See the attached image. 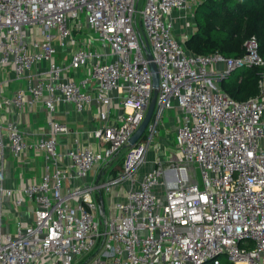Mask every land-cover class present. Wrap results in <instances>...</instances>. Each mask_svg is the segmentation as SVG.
<instances>
[{"label": "built area", "instance_id": "obj_1", "mask_svg": "<svg viewBox=\"0 0 264 264\" xmlns=\"http://www.w3.org/2000/svg\"><path fill=\"white\" fill-rule=\"evenodd\" d=\"M201 1L0 0V72L7 74L0 167L7 151L16 159L29 150L43 156L37 180L0 187V264H221L222 256L264 264V59L255 37L237 59L190 52L185 41L194 31L178 36L175 27ZM56 45L69 50L68 65L56 63ZM239 68L261 69L259 92L245 101L220 86ZM85 69L78 80L63 78ZM154 72V110L129 146L150 105ZM93 103L103 123L93 131L95 146L74 140L61 151L58 139L70 131L53 120L57 106L81 113ZM36 104L49 130L27 145L3 113L18 117ZM166 113H175V143L166 139L139 180ZM125 149L121 170L110 176L109 163ZM121 184L123 197L105 208ZM21 208L32 216L11 231L7 221Z\"/></svg>", "mask_w": 264, "mask_h": 264}, {"label": "trees", "instance_id": "obj_2", "mask_svg": "<svg viewBox=\"0 0 264 264\" xmlns=\"http://www.w3.org/2000/svg\"><path fill=\"white\" fill-rule=\"evenodd\" d=\"M193 19L195 30L185 41L190 52L237 59L244 55L245 41L255 37L264 59V0H203L194 9ZM234 72L237 78L231 80ZM234 72L220 82L221 88L236 101L256 96L261 69L239 68Z\"/></svg>", "mask_w": 264, "mask_h": 264}, {"label": "crops", "instance_id": "obj_3", "mask_svg": "<svg viewBox=\"0 0 264 264\" xmlns=\"http://www.w3.org/2000/svg\"><path fill=\"white\" fill-rule=\"evenodd\" d=\"M194 9L195 8H192L193 11ZM68 52L69 50L67 48L56 45V63L68 65L70 61V56L67 54ZM36 72V69H32L31 74ZM87 72L86 69L69 71L64 74L63 78L78 80ZM6 75V73L2 74L0 72V79L6 77ZM20 86L21 85L18 83H13L12 88L14 89ZM116 101L117 100L114 99V105ZM100 108L101 107L98 108L97 104L93 103L83 112L77 113L72 105L61 104L57 106L53 120L66 126L70 131L69 135L62 136L58 139L61 151L71 148L74 144V140H78V142L83 145L95 146L96 140L93 137V131L103 125V123L97 119L98 110ZM118 113L121 114L122 109L119 110ZM3 115L6 120H14L19 124L23 140L27 145H33L40 137L48 134L47 112L42 104H36L33 108L26 109L18 117L12 116V113L8 110H5ZM110 123H114V117H112ZM164 127L165 132H169L171 128L174 127V124L171 123L170 126ZM159 142H161V139ZM149 154L152 155V161H147L140 169L138 174L139 180L145 172L153 167L155 154L153 155L152 152ZM42 166L43 156L40 153L29 150V152L25 153L21 158L16 159L12 158L11 153L7 151L5 162L0 167V187L12 190L20 189L25 183L35 181L39 178L42 172ZM14 211L18 215L17 219L14 220L15 224L17 221L27 222L32 216L30 209L21 208L15 209ZM10 222H13V220H8L7 225L9 230L13 231L14 227H10Z\"/></svg>", "mask_w": 264, "mask_h": 264}, {"label": "rangeland", "instance_id": "obj_4", "mask_svg": "<svg viewBox=\"0 0 264 264\" xmlns=\"http://www.w3.org/2000/svg\"><path fill=\"white\" fill-rule=\"evenodd\" d=\"M143 7V2L140 1V4H139V8L141 9ZM187 24H189V27L186 26ZM190 30V32L194 31L195 30V24H194V19H193V10L191 11L190 15L186 18V19H182V20H178V24L176 25L175 27V30H176V34L178 36H180L182 34V32L186 31V30ZM217 67H220V66H217ZM236 74L237 72H234L233 74H231L229 77L231 78V80H234L236 79ZM175 113H166L164 115V118H163V124L164 126H170L171 123H175ZM164 126H161L160 128V135H158L156 138H154L153 140V144H158V149L154 150L153 147L152 149L148 152V154L150 152L153 153V155L158 152L160 153L162 151V148L164 145H166V139H169V144L170 145H173V143H175V135H174V132H175V128H176V124H174V127L171 128V131L169 132H165V127ZM161 139V142H159ZM163 139V140H162ZM126 150H122L120 151V153L118 154V156L116 157L115 160H113V162L111 163V165L107 168V172L110 176H115L116 173L118 171L121 170V162H122V159L126 153ZM147 161L151 162L152 161V155L149 154L147 155ZM197 181L199 182V184H201V178H200V175H199V172L197 171ZM125 193V184H121L119 186H115L111 192H110V197H107L104 199V205H105V208H108L109 205L113 206L114 203L118 200V198H122L123 197V194ZM160 193H161V189H160ZM15 222L13 220V222H10V227H15ZM220 262L221 264H229L226 260V258L224 256L220 257Z\"/></svg>", "mask_w": 264, "mask_h": 264}, {"label": "water", "instance_id": "obj_5", "mask_svg": "<svg viewBox=\"0 0 264 264\" xmlns=\"http://www.w3.org/2000/svg\"><path fill=\"white\" fill-rule=\"evenodd\" d=\"M148 57L150 58V54L149 53H148ZM151 67H152V71H155V66L151 65ZM157 85H158V77H157L156 73L154 72V83H153L154 91H153V96H152L150 105L148 107L147 113H146L145 118L142 121L140 127L135 132V134L131 137V139L129 141V146L134 145V143L137 141V139L140 137V135L144 132V130H145V128H146V126H147V124L149 122V119H150V117L152 115V112L154 110V105H155V101H156ZM98 202H99V208H98L99 216L101 218H103L104 217V205H103L102 199L100 197L98 199Z\"/></svg>", "mask_w": 264, "mask_h": 264}]
</instances>
